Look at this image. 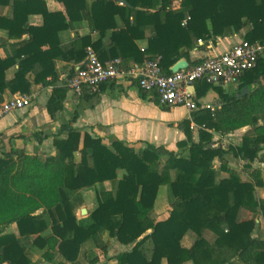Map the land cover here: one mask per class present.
Instances as JSON below:
<instances>
[{
    "label": "trees",
    "instance_id": "obj_1",
    "mask_svg": "<svg viewBox=\"0 0 264 264\" xmlns=\"http://www.w3.org/2000/svg\"><path fill=\"white\" fill-rule=\"evenodd\" d=\"M58 1L65 5L66 15L49 13L43 0H0L1 7L11 8L9 15H0V31L5 33L0 46L6 52L5 59L0 57V104L6 92L33 94L39 84L55 86L47 103L54 118L64 109L67 93L57 86L56 62L79 65L88 59L90 48L104 64L107 37L115 45L111 58L120 56L125 68L159 57L166 75L180 60L190 62L199 40L246 30L245 41H264V0H179L178 9H174L176 0H124L123 5L115 0ZM31 15H41L43 26H31ZM83 20L92 33H98V40L85 36L80 38V49L64 46L60 34ZM149 29L154 36L142 51L136 42L145 39ZM16 65L14 78L8 80L7 72ZM238 89L230 95L222 86L196 85L197 101L215 90L220 106L193 112L191 119L179 124L187 139L178 145L187 148V154L135 150L120 141L108 146L99 137L74 130L66 139L55 138L56 156H30L14 148L0 155V264H34L19 241L33 236V244L46 249L42 256L46 262L59 255L65 260L59 264H84L79 257L88 241L101 255H108L111 243L103 241V232L131 247L114 257L117 264H162L163 260L167 264H264V239L254 237L257 217L264 221V200L255 195L257 188L264 187V56L244 74ZM243 89L249 93L240 97ZM139 90L143 98L150 95L157 106L169 110L155 95ZM192 123L199 128L198 141ZM245 128L250 130L238 146L213 147L215 134L227 136ZM231 155L244 162L250 181H242L229 168ZM216 160L221 163L219 170ZM119 171H125L121 179ZM221 173L227 177L220 178ZM105 182L112 184L110 191L103 187ZM96 185L101 186L98 208L79 220L74 198ZM162 186L168 188L172 210L166 221L156 223L153 212ZM244 212L253 217L242 220ZM13 224L18 236L2 235ZM49 230L51 234L43 236ZM189 231L197 238L187 249L182 240ZM207 233L213 235V243L206 239ZM148 241L153 245L150 259L143 250ZM84 259L88 264L100 262L94 251L85 253Z\"/></svg>",
    "mask_w": 264,
    "mask_h": 264
},
{
    "label": "crops",
    "instance_id": "obj_2",
    "mask_svg": "<svg viewBox=\"0 0 264 264\" xmlns=\"http://www.w3.org/2000/svg\"><path fill=\"white\" fill-rule=\"evenodd\" d=\"M46 4L49 13H62L66 15L65 5L58 0H43ZM117 5H123L115 0ZM180 7V1L174 2V9ZM11 8H3L0 6V15H9ZM117 23L123 26V22L117 18ZM29 24L33 27H41L44 24V19L41 15L29 16ZM112 33L108 32V35ZM5 33L0 31V44L5 38ZM246 30H242L239 34L225 37L210 39L208 41L199 40L195 48L191 51L190 65L196 61H203L204 59L211 58L226 53L235 45L244 40ZM90 36L93 41L98 40L97 32L92 33L86 21H77L73 28L64 31L60 34L61 42L64 46L74 45L76 49L81 47V37ZM154 32L152 29L146 31V38L136 42L139 49L142 51L148 48V38L153 37ZM25 36L24 38H26ZM104 51L108 55V60H112L110 50L115 47L108 40L104 41ZM88 51H92L90 48ZM0 57L6 58L5 50L0 46ZM117 58H121L120 56ZM122 59V58H121ZM181 61V60H180ZM179 61V62H180ZM144 64V63H143ZM137 63H130L128 67L136 65H143ZM176 65V64H175ZM174 65V66H175ZM77 65L63 61L56 62V70L58 74V87H63L62 80L71 74L72 69ZM18 66L11 68L7 72V79L14 78ZM32 78V76H31ZM50 80V79H48ZM55 86L44 87L39 84L35 87L33 94H27L33 97V104L26 110L13 112L4 119L0 120V155L9 153L13 148L24 150L30 156H56V149L54 147V140L60 136L61 139H66L71 131H79L82 134L89 133L94 137L102 139L103 143L110 146L115 141L123 142L124 144L134 148L135 150L147 149H161L162 151H170L174 153H185L188 150L185 147H179V143L186 141L185 133L179 128V124L184 120L191 119L192 113L182 107L171 108L163 110L157 106L152 96L148 95L146 98L142 97V93L136 84L130 82L123 83H109L102 86L97 91L86 90L82 96H77L67 89L66 98L63 103L64 109L58 112L55 117H51L47 111V103L53 94ZM65 88V87H64ZM238 87L230 86L223 87V91L227 94H236ZM196 96L197 91L195 89ZM19 95V94H16ZM15 95L6 92L3 97L10 99ZM220 96L215 90H211L205 97L199 99V102L210 104L217 109ZM205 110V109H200ZM191 128L194 132V140L198 141V127L192 123ZM250 130L245 128L227 136L215 134V144L213 147L217 148L219 145L225 146L223 142H228L227 138L240 136L238 142L234 140L235 146H238L244 135ZM35 135L38 137L35 138ZM42 141L41 143L39 141ZM264 154V152H263ZM78 159L80 158L77 155ZM236 161L243 166L244 162L229 157V168L235 170L238 174L239 171L235 169L234 164ZM216 164H219L218 166ZM221 163L219 160L215 162V169L219 170ZM256 168V166H255ZM262 177L264 180V164L261 166ZM244 175L248 179L244 182L250 181V177L243 167ZM125 171H119L118 178L121 179ZM241 177V175L239 174ZM227 175L221 173L220 178H225ZM106 190L112 189L110 182H105L103 186ZM163 187V186H162ZM167 187V186H166ZM101 189L100 185H96L89 189L81 190L74 198L73 204L76 216L79 220L84 219L91 215L98 208V194ZM161 190V188H160ZM155 202L153 218L156 223L166 221L170 217L172 210L168 188L167 194L160 193ZM256 198L264 200V187L257 188L255 192ZM161 205V206H160ZM161 207V208H160ZM86 210L87 214L82 215V211ZM253 215L244 212L241 216L242 220L251 219ZM258 224L254 237L264 239V221L262 217H257ZM51 231H47L43 236L50 235ZM263 234V235H261ZM2 235H16L18 236V228L13 224L6 228ZM103 241L110 240V247L107 256L101 255L96 249L92 241L86 242L81 249L79 259L85 262V253L94 251L100 257L99 264H117L114 257L122 251L130 250L131 247H124L117 241L109 239L108 232L101 234ZM36 236L30 240L21 238L20 245L26 250L28 256L34 264H59L65 262L62 256H57L53 262H46L43 259L44 251L33 244ZM197 236L194 232L189 231L182 240V246L190 249L195 243ZM206 239L213 243L214 237L212 234L207 233ZM150 242V241H148ZM147 242V243H148ZM143 250L146 256L150 259L152 255L153 245L151 247L146 245ZM152 244V242H151ZM8 264V263H5ZM70 264V263H67ZM162 264H167L163 260ZM192 264V263H188Z\"/></svg>",
    "mask_w": 264,
    "mask_h": 264
},
{
    "label": "built area",
    "instance_id": "obj_3",
    "mask_svg": "<svg viewBox=\"0 0 264 264\" xmlns=\"http://www.w3.org/2000/svg\"><path fill=\"white\" fill-rule=\"evenodd\" d=\"M262 56L264 41L249 43L243 40L224 54L166 75L162 71L159 57L146 61L143 65L125 68L121 58L103 64L89 51L88 59L77 65L73 74L66 76L62 82L63 87L77 96H82L86 88L96 91L104 84L130 82L137 84L142 91L155 95L162 107H182L191 113L200 109L214 111L212 105L196 100V85L205 82L211 86L239 87L241 78L257 67ZM2 98L0 120L13 112L26 110L33 104V97L27 94L15 95L10 99Z\"/></svg>",
    "mask_w": 264,
    "mask_h": 264
},
{
    "label": "rangeland",
    "instance_id": "obj_4",
    "mask_svg": "<svg viewBox=\"0 0 264 264\" xmlns=\"http://www.w3.org/2000/svg\"><path fill=\"white\" fill-rule=\"evenodd\" d=\"M240 138H241L240 136L233 137V138H232V137H231V138H227V139H228V142H223V143H224L225 146H226V145H229V144H234V140H235L236 142H238ZM229 157L234 158L232 155L229 156ZM235 159H236V160H240V159H237V158H235ZM216 165L218 166L219 164H216ZM233 167H235V169H237V170L239 171V174L241 175V178H242L243 180L248 179V177H247L246 175H244V172H243V167H244V165L242 166V165L239 163V161H236ZM160 191H161V192H160L161 194L164 193V194L166 195V194H167V187H166V186L161 187V190H160ZM160 206H161V205H160ZM160 208H161V207H160ZM261 235H263V234H261ZM147 246L151 247V246H152L151 242H148V243H147V245H146V249H147Z\"/></svg>",
    "mask_w": 264,
    "mask_h": 264
},
{
    "label": "water",
    "instance_id": "obj_5",
    "mask_svg": "<svg viewBox=\"0 0 264 264\" xmlns=\"http://www.w3.org/2000/svg\"><path fill=\"white\" fill-rule=\"evenodd\" d=\"M119 3L125 4L124 0H116ZM189 63L186 60H181L178 62L175 66L172 67L171 72L172 73H177L180 70L186 69L189 67ZM249 93L248 89H243L242 93L239 95L240 97H245ZM87 211L83 210L82 215H86Z\"/></svg>",
    "mask_w": 264,
    "mask_h": 264
}]
</instances>
